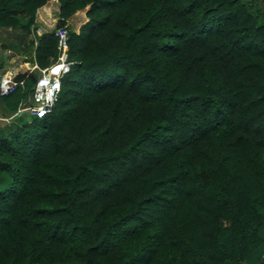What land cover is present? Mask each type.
Here are the masks:
<instances>
[{
	"label": "trees",
	"instance_id": "16d2710c",
	"mask_svg": "<svg viewBox=\"0 0 264 264\" xmlns=\"http://www.w3.org/2000/svg\"><path fill=\"white\" fill-rule=\"evenodd\" d=\"M45 1L0 0L41 66ZM58 1L88 18L52 110L0 134V264H264V0Z\"/></svg>",
	"mask_w": 264,
	"mask_h": 264
},
{
	"label": "built area",
	"instance_id": "2783aa9c",
	"mask_svg": "<svg viewBox=\"0 0 264 264\" xmlns=\"http://www.w3.org/2000/svg\"><path fill=\"white\" fill-rule=\"evenodd\" d=\"M53 29L57 36V52L47 64L41 66L33 60L20 71L16 68L17 66H13L0 72V94H2L15 89L18 84L22 85L24 76L32 69H37L32 90L28 96L29 101H20L13 113L8 116L0 115V118L11 117L14 114L20 115L24 110L38 116L52 110L61 89V79L75 61L69 57L67 25H56ZM19 72H25L24 76L17 77Z\"/></svg>",
	"mask_w": 264,
	"mask_h": 264
},
{
	"label": "rangeland",
	"instance_id": "374dc122",
	"mask_svg": "<svg viewBox=\"0 0 264 264\" xmlns=\"http://www.w3.org/2000/svg\"><path fill=\"white\" fill-rule=\"evenodd\" d=\"M261 4H262V0H259V6L260 7H261ZM86 8H87V5H86ZM43 14H46L45 21H43L44 19L43 20L41 19V22H43V24L46 26V28H48L47 30L53 29V27L59 23V19L57 17L58 9H56V10L52 9V12H49V13H47L46 11L45 12L43 11ZM46 20H47V23H46ZM77 22H79V20ZM70 24L74 25L75 24L74 20H72ZM68 30H70V29L68 28ZM2 31L7 33V31H11V29L1 30V32ZM14 36L16 37V33ZM0 47H1V45H0ZM31 52L32 51L28 47H26V41H25L24 43L21 44V46L13 47V51L11 52L12 54H9V53L6 54V59H9L6 62L4 61V57L2 56V54H0V72L6 68L13 67V66H17L16 68L19 71L22 70L23 68H25L26 66L29 65L28 64L29 62L28 63L23 62V61H28V60H24L23 58H26L28 56V54ZM32 71L36 74L37 69L34 68V69H32ZM28 96H21L20 98L17 97L15 99H17V100L19 99L22 102H28L29 101ZM12 98L14 100V97H12ZM14 111H15V109L9 108V107L6 108L4 106L2 97L0 96V115L8 116L11 113H13ZM30 116H31V114L27 110H24V111H22V113L20 115L14 114L11 117L0 118V134H5L15 124H21L23 122H26L27 120H29Z\"/></svg>",
	"mask_w": 264,
	"mask_h": 264
},
{
	"label": "crops",
	"instance_id": "0c3cea01",
	"mask_svg": "<svg viewBox=\"0 0 264 264\" xmlns=\"http://www.w3.org/2000/svg\"><path fill=\"white\" fill-rule=\"evenodd\" d=\"M45 3V2H44ZM58 5H59V1L57 0V9H58ZM85 9H86V6H84V7H82V8H79V9H77V11H74L71 15H69L68 17H66V22H65V24L67 25V27L69 28V29H73V30H75V31H77L78 30V28H79V25H80V23H82L83 21H85L87 18H88V16L86 15V13H85ZM78 10H83V12L82 13H80V12H78ZM19 14H21L22 12H18ZM36 15H35V19H34V23L32 24V25H29L28 27H26V28H28V32H29V35H28V37H30V36H33V39H34V43H36V38L34 37V35H33V29H35V31L37 32V33H40V32H42V31H45V30H47L48 28H46V26L43 24V22H41V19L43 20V21H45V16H46V14H41L40 12H39V9H38V7H37V9H36ZM41 16V17H40ZM57 17H58V15H57ZM72 20H74V22H75V24L74 25H71L70 23H71V21ZM79 20V22H77ZM45 23V22H44ZM46 23H47V20H46ZM33 25H35V27H33ZM71 25V26H70ZM30 30V31H29ZM1 31V30H0ZM9 34V35H8ZM15 35V33L14 32H12V31H10V32H8L7 31V33H5L4 31H2L1 33H0V45H1V47H0V54H2V56L4 57V61L6 62L7 60H9V59H6V54H12L11 52L13 51V47H15L13 44H14V40L16 39V37L14 36ZM13 39V40H12ZM26 41V39H24L22 42L24 43ZM4 42V43H3ZM3 45H5V47L3 46ZM6 46H8V47H6ZM12 57V56H11ZM10 57V58H11ZM31 61H33V60H28V61H23V62H31ZM22 63V62H21ZM20 63V64H21ZM2 72V71H1Z\"/></svg>",
	"mask_w": 264,
	"mask_h": 264
},
{
	"label": "bare ground",
	"instance_id": "6f19581e",
	"mask_svg": "<svg viewBox=\"0 0 264 264\" xmlns=\"http://www.w3.org/2000/svg\"><path fill=\"white\" fill-rule=\"evenodd\" d=\"M39 12L41 14H43V11L49 13L52 12V9H57V0H47L42 6H40L39 8ZM80 13L83 12V10L78 11ZM41 17V16H40ZM86 22V21H85ZM81 26V25H80ZM28 63V62H27ZM29 64V63H28Z\"/></svg>",
	"mask_w": 264,
	"mask_h": 264
}]
</instances>
